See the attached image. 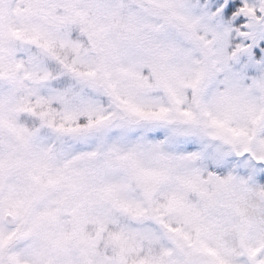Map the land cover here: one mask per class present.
Wrapping results in <instances>:
<instances>
[{
	"label": "snow or ice",
	"instance_id": "1",
	"mask_svg": "<svg viewBox=\"0 0 264 264\" xmlns=\"http://www.w3.org/2000/svg\"><path fill=\"white\" fill-rule=\"evenodd\" d=\"M0 264H264V0H0Z\"/></svg>",
	"mask_w": 264,
	"mask_h": 264
}]
</instances>
